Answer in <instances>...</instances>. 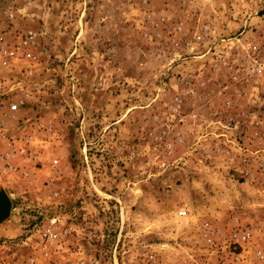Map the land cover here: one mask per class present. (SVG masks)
<instances>
[{
  "label": "rangeland",
  "instance_id": "374dc122",
  "mask_svg": "<svg viewBox=\"0 0 264 264\" xmlns=\"http://www.w3.org/2000/svg\"><path fill=\"white\" fill-rule=\"evenodd\" d=\"M0 191L1 264H264V0H0Z\"/></svg>",
  "mask_w": 264,
  "mask_h": 264
},
{
  "label": "water",
  "instance_id": "95a60500",
  "mask_svg": "<svg viewBox=\"0 0 264 264\" xmlns=\"http://www.w3.org/2000/svg\"><path fill=\"white\" fill-rule=\"evenodd\" d=\"M11 211V201L4 191H0V220L9 215Z\"/></svg>",
  "mask_w": 264,
  "mask_h": 264
},
{
  "label": "built area",
  "instance_id": "2783aa9c",
  "mask_svg": "<svg viewBox=\"0 0 264 264\" xmlns=\"http://www.w3.org/2000/svg\"><path fill=\"white\" fill-rule=\"evenodd\" d=\"M23 42H24V43L27 42V39H24ZM1 49H2V51H3L4 53H9V54H14V53H15V50H14L13 48H4L3 46H1ZM9 107H10L11 110H14V109H17L18 105H17V103H15V102H11V103L9 104ZM183 212H184V211H183ZM243 237H245V235H244ZM0 264H1V263H0Z\"/></svg>",
  "mask_w": 264,
  "mask_h": 264
}]
</instances>
